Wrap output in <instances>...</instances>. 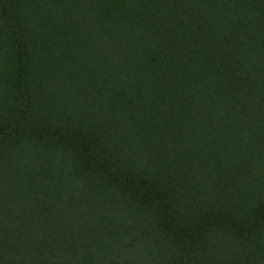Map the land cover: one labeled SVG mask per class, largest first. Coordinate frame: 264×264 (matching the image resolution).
Here are the masks:
<instances>
[{"label": "trees", "instance_id": "trees-1", "mask_svg": "<svg viewBox=\"0 0 264 264\" xmlns=\"http://www.w3.org/2000/svg\"><path fill=\"white\" fill-rule=\"evenodd\" d=\"M0 264H264V0H0Z\"/></svg>", "mask_w": 264, "mask_h": 264}]
</instances>
